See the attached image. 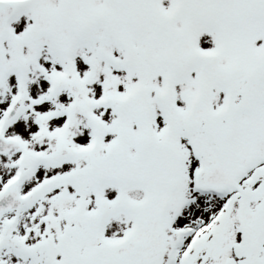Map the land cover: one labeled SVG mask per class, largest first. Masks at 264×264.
<instances>
[{"label": "snow or ice", "instance_id": "6c2138e0", "mask_svg": "<svg viewBox=\"0 0 264 264\" xmlns=\"http://www.w3.org/2000/svg\"><path fill=\"white\" fill-rule=\"evenodd\" d=\"M0 264H264V0H0Z\"/></svg>", "mask_w": 264, "mask_h": 264}]
</instances>
